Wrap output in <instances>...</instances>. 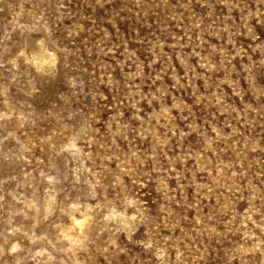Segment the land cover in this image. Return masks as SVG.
<instances>
[{"label": "rangeland", "instance_id": "374dc122", "mask_svg": "<svg viewBox=\"0 0 264 264\" xmlns=\"http://www.w3.org/2000/svg\"><path fill=\"white\" fill-rule=\"evenodd\" d=\"M0 264H264V0H0Z\"/></svg>", "mask_w": 264, "mask_h": 264}, {"label": "bare ground", "instance_id": "6f19581e", "mask_svg": "<svg viewBox=\"0 0 264 264\" xmlns=\"http://www.w3.org/2000/svg\"><path fill=\"white\" fill-rule=\"evenodd\" d=\"M45 48H44V40L39 41V45L37 46V51H32L30 54H26L25 57H28L27 59H31L34 62L40 61L45 56ZM49 53V52H48ZM49 55V54H48ZM47 55V56H48ZM46 57V56H45ZM52 57V55H50ZM50 60V59H49ZM40 67V66H39ZM48 212V211H47ZM78 223V222H77Z\"/></svg>", "mask_w": 264, "mask_h": 264}]
</instances>
